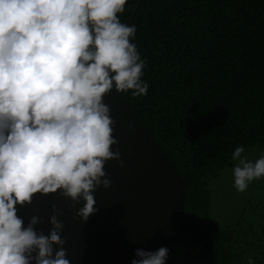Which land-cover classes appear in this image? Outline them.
<instances>
[{
	"label": "trees",
	"instance_id": "16d2710c",
	"mask_svg": "<svg viewBox=\"0 0 264 264\" xmlns=\"http://www.w3.org/2000/svg\"><path fill=\"white\" fill-rule=\"evenodd\" d=\"M119 18L136 26L149 85L139 98L104 97L123 166L105 163L112 184L95 191L85 223L59 190L18 215L42 218L35 227L48 234L55 204L71 264H131L135 249L161 246L166 264H264L258 202L209 221V180L234 166L237 146L264 151V0H127Z\"/></svg>",
	"mask_w": 264,
	"mask_h": 264
},
{
	"label": "clouds",
	"instance_id": "9594fccd",
	"mask_svg": "<svg viewBox=\"0 0 264 264\" xmlns=\"http://www.w3.org/2000/svg\"><path fill=\"white\" fill-rule=\"evenodd\" d=\"M126 3L0 0V264H71L56 205L48 234L36 215L25 225L17 205L59 190L85 223L97 211L95 191L112 184L105 163L123 166L104 97L115 89L139 98L149 88L136 26L119 18ZM244 153L237 146L231 155L241 193L264 178V155ZM168 254L137 248L131 264H166Z\"/></svg>",
	"mask_w": 264,
	"mask_h": 264
},
{
	"label": "rangeland",
	"instance_id": "374dc122",
	"mask_svg": "<svg viewBox=\"0 0 264 264\" xmlns=\"http://www.w3.org/2000/svg\"><path fill=\"white\" fill-rule=\"evenodd\" d=\"M244 155L255 161L260 155H264V151L252 147L245 149ZM232 168H225L219 178L209 180V188L212 193L209 221L229 223L239 217L245 203L258 202L261 206L260 211L264 212V178L253 181L248 189L241 193L233 187Z\"/></svg>",
	"mask_w": 264,
	"mask_h": 264
}]
</instances>
